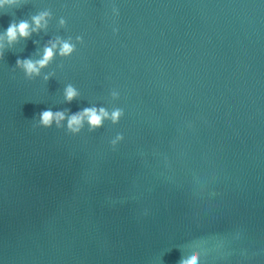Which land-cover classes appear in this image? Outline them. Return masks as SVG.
I'll use <instances>...</instances> for the list:
<instances>
[{"label":"water","instance_id":"1","mask_svg":"<svg viewBox=\"0 0 264 264\" xmlns=\"http://www.w3.org/2000/svg\"><path fill=\"white\" fill-rule=\"evenodd\" d=\"M42 14L0 53V264H264V0H18L0 35Z\"/></svg>","mask_w":264,"mask_h":264},{"label":"clouds","instance_id":"2","mask_svg":"<svg viewBox=\"0 0 264 264\" xmlns=\"http://www.w3.org/2000/svg\"><path fill=\"white\" fill-rule=\"evenodd\" d=\"M18 0H0V9L15 5ZM46 15L42 14L36 16L32 20L30 25L26 21L12 23L2 35H0V53H2L4 43L7 42L9 45L15 43L19 39H27L30 37L32 32H35L41 28L46 27ZM59 51L60 56H68L73 52V47L70 43L57 41L51 43L49 47H46L42 59L37 62L31 60H25L23 62L18 61L17 64L25 73L29 76L39 75L40 70L45 68L50 61L53 59L54 54ZM77 92L72 88L68 87L65 91V98L71 102L76 98ZM119 113H114L112 116L113 121L117 119ZM108 118L107 112L103 109L97 112L96 109H86L84 112L73 115L68 118V127L72 131H78L82 122L86 119L91 127L95 128L100 126L102 119ZM65 119V114L57 112L53 114L51 111H45L41 114V123L44 126H50L53 121L58 125ZM178 264H199V254L196 251H189L187 254L181 256Z\"/></svg>","mask_w":264,"mask_h":264}]
</instances>
